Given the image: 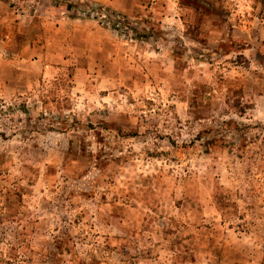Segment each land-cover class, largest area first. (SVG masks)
<instances>
[{"label":"rangeland","instance_id":"obj_1","mask_svg":"<svg viewBox=\"0 0 264 264\" xmlns=\"http://www.w3.org/2000/svg\"><path fill=\"white\" fill-rule=\"evenodd\" d=\"M99 4L0 0V264H264V0Z\"/></svg>","mask_w":264,"mask_h":264},{"label":"crops","instance_id":"obj_2","mask_svg":"<svg viewBox=\"0 0 264 264\" xmlns=\"http://www.w3.org/2000/svg\"><path fill=\"white\" fill-rule=\"evenodd\" d=\"M95 1H99V5H107L110 9H112L113 8V6H114V0H95ZM56 7L58 8L59 7V5H56ZM68 7V6H67ZM112 7V8H111ZM57 8H54L53 10H55V9H57ZM69 8V7H68ZM46 14H48L49 15V12L48 11H46ZM52 16V18L53 19H56V16L54 15V14H51ZM69 16V15H68ZM67 15H66V17H64V18H67L68 17ZM74 16H71V18H73ZM86 20H88V19H86ZM59 21H58V19H56V22H55V25L58 23ZM57 28V27H56ZM26 40H28V39H26ZM35 45H36V41H34L33 39H29L27 42H26V51H25V53H26V55H28V53H30V52H32V50L35 48ZM23 57H25V56H23ZM24 59V58H23ZM34 62H38V59H34ZM42 68H43V70H44V72H45V74H47V72H49V70H51V69H53L54 67L51 65V64H49V63H45V62H43L42 63Z\"/></svg>","mask_w":264,"mask_h":264},{"label":"trees","instance_id":"obj_3","mask_svg":"<svg viewBox=\"0 0 264 264\" xmlns=\"http://www.w3.org/2000/svg\"><path fill=\"white\" fill-rule=\"evenodd\" d=\"M93 10H91V11H89V12H87L86 13V17H90L91 16V12H92ZM112 15V17L113 18H115L114 19V21L113 22H115L116 24H121V23H123L122 21V18H121V16H119L117 13H115V12H110L109 13V16H111ZM105 21V20H104ZM112 27H114V25H111ZM132 29V28H131ZM123 31H125V30H121V32L123 33ZM132 31L134 32V35H135V37H140V38H144V39H147L148 37H149V33L148 32H146V31H144V30H135V29H132Z\"/></svg>","mask_w":264,"mask_h":264}]
</instances>
